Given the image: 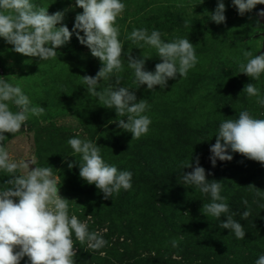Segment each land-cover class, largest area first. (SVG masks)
I'll use <instances>...</instances> for the list:
<instances>
[{
    "label": "clouds",
    "instance_id": "clouds-1",
    "mask_svg": "<svg viewBox=\"0 0 264 264\" xmlns=\"http://www.w3.org/2000/svg\"><path fill=\"white\" fill-rule=\"evenodd\" d=\"M232 4L243 16L257 5H264V0H232ZM75 5L83 11L75 16L74 27L70 31L62 23V11L49 14L48 7H40L33 0H0V37L13 45L16 53L48 60L56 58L57 49L68 43L75 33L80 44L86 45L91 55L102 63L94 77H82L87 93L98 98L104 107L114 109L117 116L126 117V121H117L118 127L130 132L132 140L139 139L148 133L151 124L150 117L143 114L148 101L142 99L137 102L135 93L126 87L98 91L99 81L108 80L114 72L122 71L121 58L127 55L128 67L134 70L139 87L146 85L148 90L156 86L166 88L170 79L177 76L186 78L189 70L198 63L194 45L186 38L166 42L158 30L149 34L147 29H133L128 39L133 43L142 41L155 48L162 61L155 65L154 71L145 70L148 58H133L131 50L124 53V45L118 39L116 21L126 7L122 0H75ZM225 11L223 0H217L210 19L216 24L225 23ZM258 15L264 17V11ZM243 56L247 62H240V73L258 81L264 73V54L253 56L246 50ZM120 82L121 79L116 77V84ZM243 92L256 97L257 103L264 106V97L254 83L246 84ZM30 104L21 87L13 86L0 77V170L10 177L5 182L10 187L0 190V264H20L24 257L28 258L29 264H74L73 233L75 240L81 244L87 242L92 250L104 248L108 241L99 232H90L86 222H81L75 215L69 216V200L59 195L60 186L52 167L29 170V163L35 165L34 159L20 163L11 159L3 143L7 139L5 134L19 132L30 115L40 116L45 112L44 107H32ZM11 105L18 111H13ZM68 144L80 155L79 176L87 184H94L104 194L105 200L118 195L121 189L128 191L132 188V172L118 171L114 165L105 163L96 144L80 138H71ZM229 149L264 165V119L254 118L244 110L238 113L237 119L220 123L216 142L210 147L209 159L213 167L217 160L233 159ZM68 167L71 169L74 163H69ZM182 167L192 168L191 172H183V182L210 196L211 202L203 204L202 214L216 218L225 214L227 220L221 222L220 227L229 229L237 239H244L246 232L233 217L239 214L242 220H246L250 216L248 201H242L245 211L233 212L225 202L226 198L220 194L221 182H209L199 157L195 158L194 167L191 161L183 163ZM18 169L26 170V175H17ZM261 194L257 189L256 195ZM171 245L178 247L177 240H172ZM255 264H264V255H260Z\"/></svg>",
    "mask_w": 264,
    "mask_h": 264
},
{
    "label": "rangeland",
    "instance_id": "rangeland-1",
    "mask_svg": "<svg viewBox=\"0 0 264 264\" xmlns=\"http://www.w3.org/2000/svg\"><path fill=\"white\" fill-rule=\"evenodd\" d=\"M33 2L40 7H48L49 14L64 12L62 23L70 31L74 27L75 16L83 11L75 5V0ZM122 2L126 7L118 18L125 20V23L116 21L119 28L118 38L122 42L133 31H128V25L138 29L135 27L136 21L141 20L142 23L147 21L149 34L153 30H158L161 39L166 42L186 38L194 45L198 63L193 68L197 72L194 76L197 80L195 86L197 91L193 94L197 95L192 105L195 107L198 120L207 123L217 119L219 124L215 126V131L219 130L220 123L227 119H237L238 113L244 110L249 111L254 118L264 119V106L257 103L256 97H249L243 92L246 84L254 83L259 88L261 97H264V73L257 81L240 73L239 70L240 62H247L243 56L244 51H251L253 56L264 54L262 52L264 27L256 17V11L261 5L241 16L233 6L232 0H223L226 7V22L216 24L210 19V14L214 12L217 0H203V3L202 0H122ZM13 49V45L0 37V77L13 86L21 87L24 94L29 97L30 106L44 107L45 112L40 116L30 115L26 125L22 126L19 132L5 134L7 139L3 143L11 159L17 163L34 159V167H52L60 186L59 195L69 200V216L75 215L81 222H86L90 232H99L103 239L108 241L104 248L92 250L88 248L87 242L81 244L75 240L73 233L75 256H82L87 252L93 256L90 260L95 261L98 256L105 258L106 253L115 248L121 253L125 250L128 252L124 257V264H131L139 257L148 260L153 258L145 253H136L128 230L124 233L130 221V212L126 211L125 203L130 197L127 195L128 191H124L122 196L114 194L105 200L104 194L94 184H87L79 176L80 155L68 144L71 138L91 141L100 148V155L105 163L114 166H116L114 157L127 145L122 139L124 133L121 129L109 131L104 135L108 140L103 138V142L98 139V133L93 135L88 129V125L95 127L102 123L105 110L104 105L99 104L96 98L87 101L82 88L80 89V79L83 77L80 63L84 54H91L90 49L80 44L75 33L68 43L57 49L56 58L40 60L38 57L16 53ZM73 69L76 74L75 81L71 74ZM180 80L176 84L180 85ZM239 82L241 85L235 87L234 85ZM179 91L183 92L182 89ZM221 91L225 93L222 94V98H217ZM10 107L13 111H18L14 105ZM58 154L70 157L69 163H74V167L70 169L68 163L65 165L68 169L62 171L63 162L57 166L53 161ZM229 154L233 159L226 161V174L242 179L243 186L249 190L245 199L248 201L247 206L252 208L251 211L262 214L258 216L257 223H252V227L264 231V165L239 153L231 152L230 149ZM16 174L26 175V170L18 169ZM9 178L0 170V190L10 187L5 184ZM256 188L261 190L260 196L256 195ZM116 198L124 200V203L117 204ZM196 243L191 240L181 243L179 249L165 257L161 264H206L205 259L195 251L199 250V245L195 246ZM101 252L104 255H101ZM20 264H29L28 258L24 257ZM215 264H224V261Z\"/></svg>",
    "mask_w": 264,
    "mask_h": 264
},
{
    "label": "trees",
    "instance_id": "trees-1",
    "mask_svg": "<svg viewBox=\"0 0 264 264\" xmlns=\"http://www.w3.org/2000/svg\"><path fill=\"white\" fill-rule=\"evenodd\" d=\"M117 21L125 23L122 18H117ZM146 23L147 21L143 23L141 20L136 21L135 27L147 29ZM133 28L130 24L127 27L129 32ZM128 37L123 42L118 38L124 45V53L131 50L133 58L140 56L148 58L145 61V70L154 71L155 65L162 62L157 56V50L142 41L133 43ZM84 47L89 49L86 45ZM83 57L80 63L83 76L94 77L102 67L101 61L91 54H84ZM127 58V55L121 58L123 70L119 73L114 72L108 80H100L97 90L126 87L135 93L137 102L146 99L148 108L143 114L151 119L148 133L132 140V134L119 128L117 124L119 119L126 121V117L117 116L114 109L106 107L102 123L95 127L88 125V129L93 135L98 133V139L101 141L107 138L105 134L116 128L124 133L122 139L127 145L114 157L118 171L127 170L133 174L132 188L127 194L130 197L125 201L126 211L130 212V221L124 233L128 230L136 253H145L153 257L152 260L137 257L138 259L135 258L131 264H161L165 257L172 255L179 249L181 243L184 244L188 240L197 242L195 246L199 245V250L195 251L205 259L206 264H215L218 261H224V264H255L259 256L264 254V231L252 227V223H257L258 216L262 214L251 211L252 208L247 206L251 214L246 220H242L239 214L233 217L242 224L246 232L244 239H237L229 229L220 227L221 222L227 220L224 215L216 218L202 214L201 208L203 204L211 202L210 196L201 193L194 185L185 184L182 179L183 172L192 171V168L183 169L182 164L191 161L194 167L195 158L199 157L200 166L205 169L209 182L212 180L221 182L220 194L226 198L225 202L229 204L230 209L237 213L246 210L242 201L246 199L249 190L243 186L242 179L227 176L226 161L217 160L213 167L209 159L210 147L215 144L218 134V130L214 131V128L219 123L217 119L202 123L196 118L192 102L197 95L193 94L197 91L195 89L197 80L194 77L197 72L192 68L186 78L177 76L176 79L168 81L166 88L156 86L153 90H148L146 85L139 87L135 82L134 70L128 67ZM74 71L75 69L71 74L75 81ZM116 77L121 79L119 85L116 84ZM178 80L180 85L176 84ZM240 85L239 82L234 86ZM81 88L87 101L96 98L87 93V85L83 83L82 78ZM180 89L183 92L179 91ZM72 91L75 93V90ZM223 93L225 92L221 91L217 98H222ZM98 103L101 104L99 100ZM69 160L70 157L66 154H58L53 158L57 166L63 162L62 171L68 169L65 165ZM124 191L121 189L118 195L122 196ZM121 203H124V200L118 198L117 204ZM172 240H177L178 247H172ZM127 254L126 250L121 253L114 248L106 253L105 258L98 256L95 261H91L93 256L86 252L82 256H75L74 264H124V257Z\"/></svg>",
    "mask_w": 264,
    "mask_h": 264
},
{
    "label": "water",
    "instance_id": "water-1",
    "mask_svg": "<svg viewBox=\"0 0 264 264\" xmlns=\"http://www.w3.org/2000/svg\"><path fill=\"white\" fill-rule=\"evenodd\" d=\"M261 11H264V5H261L258 10L256 11V17L259 21V23L264 27V17L262 16H259L258 13L261 12ZM262 37H263V46H262V52L264 53V32L262 33ZM28 162V161H27ZM29 168H35L33 166V164H30L29 163Z\"/></svg>",
    "mask_w": 264,
    "mask_h": 264
}]
</instances>
